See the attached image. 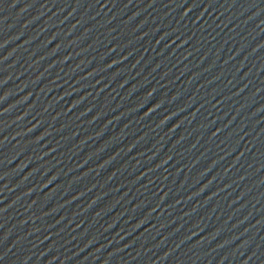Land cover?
Instances as JSON below:
<instances>
[{"label": "water", "instance_id": "95a60500", "mask_svg": "<svg viewBox=\"0 0 264 264\" xmlns=\"http://www.w3.org/2000/svg\"><path fill=\"white\" fill-rule=\"evenodd\" d=\"M0 264H264V0H0Z\"/></svg>", "mask_w": 264, "mask_h": 264}]
</instances>
